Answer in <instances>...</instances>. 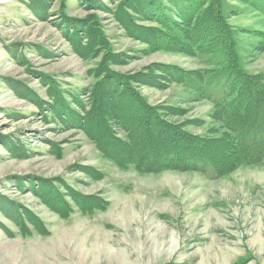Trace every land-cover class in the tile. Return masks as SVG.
Instances as JSON below:
<instances>
[{
	"label": "rangeland",
	"instance_id": "374dc122",
	"mask_svg": "<svg viewBox=\"0 0 264 264\" xmlns=\"http://www.w3.org/2000/svg\"><path fill=\"white\" fill-rule=\"evenodd\" d=\"M117 2L0 0V264H264V162L214 178L138 171L103 157L81 129L37 105L49 100L53 80L88 102L86 90L96 81L88 70L98 58L81 59L63 30L89 16L113 51L126 54L114 71L140 72L153 63L202 67L179 52L143 50L114 17ZM224 13L242 67L264 73V17L244 0H227ZM138 90L150 104L174 108L168 119L193 134L223 131L212 104L181 83ZM49 188L74 208L67 218L45 203ZM70 190L107 205L81 213L66 196ZM25 212L45 233L19 224Z\"/></svg>",
	"mask_w": 264,
	"mask_h": 264
},
{
	"label": "trees",
	"instance_id": "16d2710c",
	"mask_svg": "<svg viewBox=\"0 0 264 264\" xmlns=\"http://www.w3.org/2000/svg\"><path fill=\"white\" fill-rule=\"evenodd\" d=\"M117 1L114 17L126 33L146 45L143 50L179 52L198 59L202 67L185 70L153 63L140 72L114 71L112 66L123 64L126 54L113 51L89 16L63 30L81 59L98 58L88 70L96 78L86 90L88 102L61 90L53 80L46 84L49 100L38 99L37 105L47 107L61 124L81 129L103 157L138 171H194L214 178L239 165L264 162V73H248L242 67L236 36L224 13L227 0ZM244 1L264 17V0ZM145 21L152 24H140ZM261 37L264 43V33ZM172 82L212 104V118L223 128L219 137L187 131L184 123L168 119L176 114L174 108L152 105L138 90ZM44 193L45 203L61 217L74 210L56 190ZM66 196L81 213L107 205L97 195L70 190ZM22 216L20 225L23 219L45 233L37 218L27 212Z\"/></svg>",
	"mask_w": 264,
	"mask_h": 264
}]
</instances>
